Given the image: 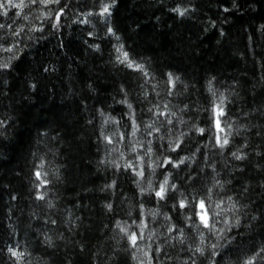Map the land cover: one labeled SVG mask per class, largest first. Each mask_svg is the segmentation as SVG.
<instances>
[{
	"label": "trees",
	"instance_id": "obj_1",
	"mask_svg": "<svg viewBox=\"0 0 264 264\" xmlns=\"http://www.w3.org/2000/svg\"><path fill=\"white\" fill-rule=\"evenodd\" d=\"M0 264H264V0H1Z\"/></svg>",
	"mask_w": 264,
	"mask_h": 264
},
{
	"label": "bare ground",
	"instance_id": "obj_2",
	"mask_svg": "<svg viewBox=\"0 0 264 264\" xmlns=\"http://www.w3.org/2000/svg\"><path fill=\"white\" fill-rule=\"evenodd\" d=\"M1 1V0H0Z\"/></svg>",
	"mask_w": 264,
	"mask_h": 264
}]
</instances>
